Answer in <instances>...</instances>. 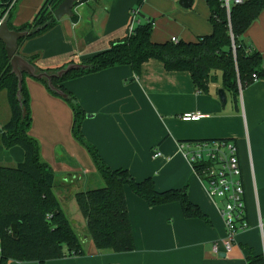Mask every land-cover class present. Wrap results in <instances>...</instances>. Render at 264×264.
Returning a JSON list of instances; mask_svg holds the SVG:
<instances>
[{
    "label": "crops",
    "instance_id": "1",
    "mask_svg": "<svg viewBox=\"0 0 264 264\" xmlns=\"http://www.w3.org/2000/svg\"><path fill=\"white\" fill-rule=\"evenodd\" d=\"M44 1L20 0L13 23L22 25L32 20ZM137 1L79 3L77 19L64 17L44 35L26 40L19 46L20 54L25 58L39 54L37 66L43 69L81 64L108 49L113 40L126 36ZM179 2L144 1L141 20L154 19V41L173 37L194 41L212 32L205 0H194L190 8ZM244 36L264 59V12ZM24 82L33 115L30 133L41 140L54 170L67 172L66 183L70 179L76 184L83 179L86 184L87 179L94 183V175L89 174L97 170L95 163L72 136L70 103L41 80L28 75ZM64 85L87 114L82 125L85 139L96 146L110 167L127 168L137 180L152 177L160 191L187 186L190 199L208 220L187 218L179 202L152 206L126 186L134 251L100 250L81 230L86 248L83 256H67L46 264H248L251 252L264 255V79L241 88L238 111L228 93L227 104L222 105L218 96L221 84H212L207 93L200 92L189 72L168 71L157 59L145 62L140 76L130 65H121L67 80ZM184 112H201L204 117L184 121L180 118ZM11 115L7 90H2L0 166H14L25 157L20 146L6 148L2 143L3 126ZM218 138L237 144L249 224L237 233L229 252L223 243L226 226L218 206L179 149L180 141ZM58 145L60 153L55 151ZM156 152L161 155L155 156ZM215 242H219V253L213 250ZM8 264L39 263L11 260Z\"/></svg>",
    "mask_w": 264,
    "mask_h": 264
},
{
    "label": "trees",
    "instance_id": "2",
    "mask_svg": "<svg viewBox=\"0 0 264 264\" xmlns=\"http://www.w3.org/2000/svg\"><path fill=\"white\" fill-rule=\"evenodd\" d=\"M63 0H45L32 20L9 26L14 30H27L26 37L19 40V46L26 40L44 35L55 27L58 20L54 10ZM80 0L78 2H86ZM145 0L137 1L139 22L132 32L115 39L110 47L82 61L79 66L61 77L53 78L55 86L73 110L72 133L88 150L105 185L81 190L76 201L87 222V231L100 250L117 253L136 249L131 218L128 210L125 187L131 189L150 205L179 202L187 218L208 220V216L194 203L188 194V187L170 188L160 191L152 177L137 180L127 168H112L104 160L95 145L87 142L82 131L87 114L77 97L66 88L65 81L81 77L114 66L130 65L137 76L142 73L143 64L150 59L161 61L168 71H187L194 86L200 92H209L217 83L219 74L224 88L230 95L236 110H239L241 88L264 79V59L261 53L245 39V32L264 12V0H245L234 4L230 13L221 0H205L210 9L212 32L199 35L194 41L172 39L157 42L152 39L154 19L142 22L141 8ZM77 4V5H78ZM131 14L132 11H131ZM77 14L72 18L77 19ZM20 53V51H19ZM26 57V56H25ZM39 54L27 59L37 66ZM57 72L58 68L43 69ZM257 76V80L254 77ZM27 73L24 74L25 77ZM7 90L11 107V119L3 126L1 140L6 148L20 146L25 153L24 160L14 166H0V264L11 260L36 261L46 264L49 260L85 254L82 237L67 216L56 188L57 173L40 153L38 140L31 135L32 113L30 95L25 82L18 98L19 79L12 71L4 42L0 39V91ZM74 180L61 186L70 191ZM18 228L17 237L13 225ZM248 264H264V255L250 253Z\"/></svg>",
    "mask_w": 264,
    "mask_h": 264
},
{
    "label": "built area",
    "instance_id": "3",
    "mask_svg": "<svg viewBox=\"0 0 264 264\" xmlns=\"http://www.w3.org/2000/svg\"><path fill=\"white\" fill-rule=\"evenodd\" d=\"M20 0H0V22L8 21ZM245 0H221L230 13L234 4ZM128 31L132 32L139 22L136 11L132 10ZM173 41L179 38L173 37ZM257 80V76L254 75ZM204 117L201 112H184L180 118L184 121H196ZM179 149L203 182L208 196L216 203L225 222L226 237L223 240L226 252L231 251L237 233L248 228L247 206L243 171L238 155V147L229 138L184 140ZM156 152L155 156H160ZM213 250L219 253V242Z\"/></svg>",
    "mask_w": 264,
    "mask_h": 264
},
{
    "label": "water",
    "instance_id": "4",
    "mask_svg": "<svg viewBox=\"0 0 264 264\" xmlns=\"http://www.w3.org/2000/svg\"><path fill=\"white\" fill-rule=\"evenodd\" d=\"M80 0H63L59 6L54 10V17L57 20H61L64 17H73L79 9L77 4ZM194 0H180V5L184 8H190L193 5ZM30 34L27 30H14L9 26L8 21L0 22V39L5 44L7 56L10 59L12 71L18 76L19 90L18 98L21 99V91L24 82V74L36 79H45L48 82V86L58 94H63V91L54 85L53 78L61 77L65 73L82 66V64L70 63L66 67L59 69L57 72H48L46 70H38L37 66L31 63L27 58L19 53V40ZM218 96L223 106H226L228 98L227 92L224 88L218 89ZM13 234L15 237L18 235L17 225H13Z\"/></svg>",
    "mask_w": 264,
    "mask_h": 264
},
{
    "label": "rangeland",
    "instance_id": "5",
    "mask_svg": "<svg viewBox=\"0 0 264 264\" xmlns=\"http://www.w3.org/2000/svg\"><path fill=\"white\" fill-rule=\"evenodd\" d=\"M19 5H20V1L17 5V8L14 10V18H15V14L17 13V9L19 8ZM134 8H137V3L135 4V7ZM14 18H13V22H14ZM143 20V18H142ZM60 20H58L59 22ZM222 82V78H221V75L219 74V78H218V81H217V86L218 84H221ZM33 116V115H32ZM72 136H73V133H72ZM35 137V136H34ZM38 142H39V145H40V153H41V157L46 161L48 162L51 166L54 165L53 162L51 160H48V156H45L44 152H43V149H42V142L41 140H39V138L35 137ZM74 138V136H73ZM75 139V138H74ZM76 142H78L83 148H85V146H83L77 139H75ZM61 147L58 145V148L55 147V151H58L60 153V150ZM86 149V148H85ZM87 153H88V156L90 157V160H92V162L94 163L93 161V158L92 156L90 155V153L88 152V150L86 149ZM75 161V160H74ZM56 167V166H55ZM96 168V167H95ZM54 169V168H53ZM56 173H57V183H58V187L56 188V192L59 194V197L62 201V205L65 209V212L67 214V216L69 217L71 223L73 224V226L75 227V229L81 233L82 231L81 230H85L87 231V222L85 224V217L83 216L81 210L79 209V206L77 204V201H76V193L78 191H81V190H86V189H90V188H97V187H102L105 185L100 173L94 169V170H91V171H94L93 173H90L89 176L91 174L94 175V183H89L88 182V179H87V184H86V181H84L85 179H83V181L77 183V184H74L72 185V188L70 191H65L64 188H62L61 186L63 185V183H65V178L64 177V173H67L65 172L64 170H60L58 168H56ZM82 180V179H81ZM86 226V228H85ZM80 236L82 237V235L80 234ZM84 249L86 250L85 246H84Z\"/></svg>",
    "mask_w": 264,
    "mask_h": 264
}]
</instances>
